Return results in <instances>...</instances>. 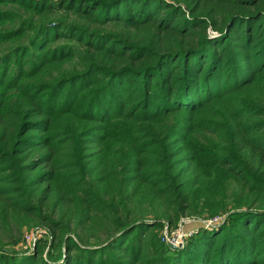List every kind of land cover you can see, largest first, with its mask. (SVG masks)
<instances>
[{
  "label": "trees",
  "instance_id": "1",
  "mask_svg": "<svg viewBox=\"0 0 264 264\" xmlns=\"http://www.w3.org/2000/svg\"><path fill=\"white\" fill-rule=\"evenodd\" d=\"M0 44V264H264V0H0Z\"/></svg>",
  "mask_w": 264,
  "mask_h": 264
},
{
  "label": "rangeland",
  "instance_id": "2",
  "mask_svg": "<svg viewBox=\"0 0 264 264\" xmlns=\"http://www.w3.org/2000/svg\"><path fill=\"white\" fill-rule=\"evenodd\" d=\"M16 8V7H15ZM18 9V8H16ZM25 15H29V12H25ZM31 16V15H30ZM18 41H25V38H22ZM4 45L6 44H0V50L4 47ZM222 215H219V217L216 218V220H214L215 218L212 219H207L204 220L202 218L196 217V216H190V217H185L184 219H182L175 227L167 230L165 229V227L160 230L159 235H160V239L168 246H170L171 248H181L184 246L187 238H189V236L193 235L194 233H196L198 231V229L200 227H204V228H209L212 226L217 227L218 225H220L222 222ZM209 220V225L205 226V222ZM36 226H31V227H25L24 229V234H23V240L21 241V243L19 244V246L22 249H30V247L25 246V234L27 233H31L32 231H34L36 228ZM39 227V234L37 236V238L34 241V245L38 242L39 239H44L47 237V231L45 229V227ZM33 245V246H34Z\"/></svg>",
  "mask_w": 264,
  "mask_h": 264
},
{
  "label": "built area",
  "instance_id": "3",
  "mask_svg": "<svg viewBox=\"0 0 264 264\" xmlns=\"http://www.w3.org/2000/svg\"><path fill=\"white\" fill-rule=\"evenodd\" d=\"M216 220V218L214 219ZM210 223H209V220L205 222V226H208ZM36 229L34 231H32L31 233H27L25 234V246H28L30 247V249L33 248V245H34V241L35 239L37 238L38 234L40 233L39 232V227H35Z\"/></svg>",
  "mask_w": 264,
  "mask_h": 264
}]
</instances>
